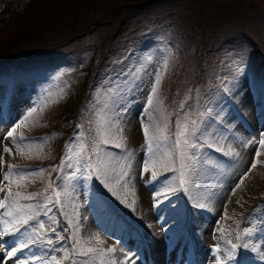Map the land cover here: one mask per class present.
I'll return each mask as SVG.
<instances>
[{
    "label": "rangeland",
    "instance_id": "374dc122",
    "mask_svg": "<svg viewBox=\"0 0 264 264\" xmlns=\"http://www.w3.org/2000/svg\"><path fill=\"white\" fill-rule=\"evenodd\" d=\"M145 1L0 0V188L5 189L0 202L7 188L20 193L15 203L8 198L0 208V260L85 264L86 258L68 247L70 240L56 243L52 232L79 223L81 244L115 247L104 258L114 257L117 264H128L127 257L140 264L142 252L149 257L151 235H158L160 252L169 248L172 256L181 254L174 260L179 264H189L196 247L204 254L198 263L264 264L259 256L264 253V0H151L146 7ZM198 19L206 29L197 27ZM157 73L161 81L149 107ZM33 107L36 112L7 137ZM113 108L120 113V127L107 129L110 143L100 148L99 165L115 173L123 166L135 177L134 186L107 181L119 200L96 179L77 182L85 157L98 162L96 114L111 116ZM193 121L198 131L189 142L202 146L195 150L194 170L185 176L188 191L161 197L154 207V188H179L177 180L164 187L171 169L179 167L175 133L178 122L191 131ZM64 160L60 182V170L52 166ZM144 164L150 170L141 180ZM37 170H43L42 177L31 175ZM152 172L157 181L146 183ZM53 188L66 215L45 199V190L55 195ZM33 192L38 195L25 199ZM120 200L135 201V210ZM197 203L208 207H194ZM139 226L151 235L138 239ZM245 228L251 236H243ZM244 242L256 251L238 248L230 258L231 245ZM217 245L218 253L210 251ZM119 247L126 253L122 258ZM87 264L99 262L88 258Z\"/></svg>",
    "mask_w": 264,
    "mask_h": 264
},
{
    "label": "snow or ice",
    "instance_id": "6c2138e0",
    "mask_svg": "<svg viewBox=\"0 0 264 264\" xmlns=\"http://www.w3.org/2000/svg\"><path fill=\"white\" fill-rule=\"evenodd\" d=\"M239 70V69H237ZM160 81H161V75L159 73H157L155 75V80H154V84L150 87V96L149 99L146 101V104L151 107L153 105V99L152 97H154L157 93V89L159 88L160 85ZM181 107H183V105H181ZM112 115L111 116H101L100 114H96L97 115V120H96V128H95V133H96V145H95V158L98 161L96 164H93L92 160L93 157H85V165L83 167L82 170V175H80L77 178V182L80 181H84L87 182L89 180L92 179H96L97 181H99L101 184H103V186L111 193L112 196L116 197L118 200L120 199L119 196H117L116 191L114 190L113 186L109 183H107V181L109 180H114L116 183H121L123 182L125 187L131 183L134 186L135 183V177L134 176H129V172L123 170V166L122 169L119 173H115L114 169H109V168H101L99 165V159H100V148L103 145H107L110 143V137L106 134L107 133V129L109 127H111L113 124H115L117 127H120L119 125V120H120V113L115 112V109L113 108L112 110ZM36 112V108L33 107L30 111H28L26 113V115L24 116V118L20 121V123H18L15 127H13L11 129V131H8L5 135L7 137H13L14 133L16 132V128L20 127L21 124H23L24 120H26L28 117L32 116V114ZM186 119V117H185ZM193 127L191 129V131H189L187 124H184L183 126H181V124L178 122L177 124V130L175 133V145L178 149V164L179 167L178 168H172L171 171L173 172V176L170 178L169 180V184L165 185V188L170 187L171 185V181L172 180H177L179 183V188H175L172 189L171 191H161L160 189H155L153 190V197L152 199L154 201H156V203L153 205L154 207H158L159 203L162 202L161 201V197L164 198H168L170 197L175 191H181V192H187L188 188L185 187L186 184V180H185V176L186 174H191V172L194 170L195 164L198 161V157L196 156V149L200 148L202 145L201 143H196V142H189V138L195 139L196 134H197V128H196V122L193 121L192 122ZM81 127V125H78V129ZM121 132L123 131L122 127L120 128ZM143 131L145 133V136L148 138V143L149 145H151L152 143V137L149 136V128L147 125L143 126ZM81 136V132H77L76 134H74L73 139H77ZM187 137V138H186ZM21 139H23V137H21ZM261 144L264 145V141H261ZM114 147L116 148H123L124 145L123 144H115ZM191 150V154H189V151ZM5 151L10 152V149H5ZM148 151L151 152V148H148ZM259 155V153H257V156ZM70 159V157H69ZM187 162V163H186ZM68 163V160H64L62 161V163L60 165H53L52 166V171H57V169L60 170V182H62L65 178L64 175V168H65V164ZM257 165L255 163L252 164V168H255ZM10 168L13 166H9ZM131 165H128V168L130 169ZM149 167L148 164H144V166L142 167L141 170V180H144V176L145 174H147L149 172ZM110 172H112L113 174H109ZM42 173L43 170H37L31 173V175L33 176H37L40 175L42 177ZM12 175V172L10 171L8 174H6L3 179L7 180L9 178V176ZM75 171H73L72 176L75 177ZM20 179H25V177L22 175L20 177ZM157 181V174L155 172H152L151 174V179L145 181L146 183H155ZM59 183V182H58ZM243 183V179H241L240 184ZM240 184L236 185V188L240 187ZM49 188H51V185H49ZM52 192L55 193V195H48L47 194V190H45V199L49 204H54L56 205V207L61 208V205L59 203L58 197H59V192H56V190L53 188L51 189ZM5 191L4 188H0V192ZM230 194L234 195L235 194V190H232L230 192ZM38 193L33 192L31 194H29L27 197H25V199H32L33 197L37 196ZM65 195H69V193H65ZM133 195H135V193H133ZM20 197V193L16 192L13 193L11 188H7V198L3 201L0 202V208H4L6 207V205L9 203V199L11 198L12 203H15L16 198ZM120 202L122 204H124L125 207L131 209V210H135L134 209V203L135 201H133L132 204L127 203V201L125 200H120ZM47 206V205H46ZM17 207H19V205H17ZM26 207H33L32 205H27ZM78 209V205L75 206ZM194 207L197 208H201V209H205L208 207L207 204L205 203H197L194 205ZM61 213H63V209L61 208ZM7 215L11 216L12 212L9 211L7 213ZM66 215V214H64ZM76 216H79V212H76ZM25 225L28 223V220L25 219L22 221ZM17 223H21V221H17ZM65 223L68 225H72V221L71 220H65ZM41 227H43V225L41 224ZM147 227H151V225H148ZM264 227V226H262ZM53 234L56 236V243H60L62 241L70 240L71 244L68 245V247L71 248L72 253L86 258L85 259V264H87V259L90 258L93 261H98L99 264H117L116 259L113 257L111 259L105 260V256H112V254L115 253L116 249L115 247H109L107 249H96V248H92V247H84L81 244V238L78 235L79 232V223H77L76 225H74L71 229H64L62 230V232H57L56 228L52 229ZM70 235H66L65 233H69ZM251 229L245 228L243 231V236L245 237H249L251 236ZM238 238H241L238 236ZM97 239H99V237H97ZM228 243H231V241H227ZM45 243L49 246L53 245V240L52 239H48L47 241H45ZM27 245L25 244H21L20 247L24 248ZM232 252L229 253V257L231 258L235 253L236 250L238 248H244V249H251L252 251H256V248L252 246V244L248 243V242H244L243 244H232ZM53 250H55V248H53ZM61 251L64 252L65 249L62 246L61 247ZM210 251L212 252H216L218 253L220 251L219 246H215V247H211L210 246ZM8 253H5V255H7ZM65 255H67V253H65ZM134 257H127L126 260L128 262V264H131V260ZM73 264H79L78 261H73ZM217 264H224L223 261H218Z\"/></svg>",
    "mask_w": 264,
    "mask_h": 264
},
{
    "label": "bare ground",
    "instance_id": "6f19581e",
    "mask_svg": "<svg viewBox=\"0 0 264 264\" xmlns=\"http://www.w3.org/2000/svg\"><path fill=\"white\" fill-rule=\"evenodd\" d=\"M143 203L142 204H145L144 203V200L142 201ZM143 206V205H142ZM146 233H143L142 235H144V236H147V237H149L151 234H150V232H151V229L150 230H144ZM151 236H153L154 238L152 239V243L150 244V246L152 247V249H150V254L148 253V255H149V257H143V259H141L140 260V264H143V261L144 262H150V263H152V261L154 260V264H179V262L178 261H174L175 260V258H176V256L174 257L173 256V263H170L171 261H172V259L171 260H169V258L172 256V254H173V252H171V255H170V251H165V250H162L161 252H160V250H161V247H162V245H161V242L159 241L160 239H159V237H158V235H151ZM159 242V243H158ZM153 244V245H152ZM157 247H158V251L156 252L155 250L157 249ZM154 248V249H153ZM1 249V248H0ZM12 252V251H11ZM12 254H13V252H12ZM126 253H125V251L121 248V247H119V250H118V256L119 257H123V255H125ZM152 254V255H151ZM12 256V255H11ZM259 256H264V253L263 254H260ZM203 257H204V254H203V251L199 248V247H197V249H194L193 251H192V256H191V258H194V260H193V262H192V264H196V263H198L199 261H202V259H203ZM11 259V258H10ZM177 260V259H176ZM10 260H0V264H15L14 263V260H13V263H11V262H9ZM191 261V260H190ZM262 262H264V259H262L261 260ZM191 263V262H190ZM136 264V263H135ZM182 264V263H181ZM198 264H201V263H198Z\"/></svg>",
    "mask_w": 264,
    "mask_h": 264
},
{
    "label": "trees",
    "instance_id": "16d2710c",
    "mask_svg": "<svg viewBox=\"0 0 264 264\" xmlns=\"http://www.w3.org/2000/svg\"><path fill=\"white\" fill-rule=\"evenodd\" d=\"M150 1L151 0H148V1H145V2H143V4H144V6L146 7L149 3H150ZM243 4L244 5H246L247 6V9H248V6L249 5H247V3H245V2H243ZM230 5H234V3H231ZM231 8H233V9H235L234 7H231ZM249 16H247V18H246V20H249ZM208 19H209V17H208ZM208 22L205 20V24H207ZM196 25H197V27H201V28H204V29H206V27H207V25H205L204 26V23L202 22V19H198L197 20V22H196ZM188 32H190V33H192L193 35H195V32H191V30L190 29H187V28H185ZM258 50V49H257ZM259 51H262L260 48H259ZM260 61V60H259ZM261 63H264V59L263 60H261L260 61ZM61 123V122H60ZM60 127H62V128H65L64 126H60ZM60 127H56V128H60ZM66 128H67V126H66ZM65 128V129H66ZM70 128H71V126H70ZM67 130V129H66ZM69 134V133H68ZM65 135H67L66 133H65ZM60 143H63L61 140L59 141Z\"/></svg>",
    "mask_w": 264,
    "mask_h": 264
}]
</instances>
